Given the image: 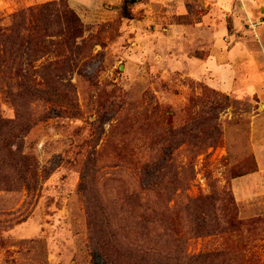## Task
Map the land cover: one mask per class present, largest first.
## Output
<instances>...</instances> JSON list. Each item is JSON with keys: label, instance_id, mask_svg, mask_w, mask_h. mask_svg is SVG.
I'll return each mask as SVG.
<instances>
[{"label": "rangeland", "instance_id": "374dc122", "mask_svg": "<svg viewBox=\"0 0 264 264\" xmlns=\"http://www.w3.org/2000/svg\"><path fill=\"white\" fill-rule=\"evenodd\" d=\"M51 1L0 0V27ZM65 1L86 27L60 69L74 107L33 95L26 131L0 130V264H106L92 216L179 264H264V0H138L131 21Z\"/></svg>", "mask_w": 264, "mask_h": 264}, {"label": "trees", "instance_id": "16d2710c", "mask_svg": "<svg viewBox=\"0 0 264 264\" xmlns=\"http://www.w3.org/2000/svg\"><path fill=\"white\" fill-rule=\"evenodd\" d=\"M137 2L123 1L122 19L131 21L136 18L133 9ZM85 30L81 18L65 0L20 10L12 16L9 26L0 27V84L5 87L7 98L16 109V120L0 117V130L11 126L20 132L26 131L28 125L24 126L21 122L17 124L15 121L29 116L28 100L33 95L53 94L57 100L74 107L70 96L59 91L61 75L64 74L60 69L71 60L70 56L65 55L64 49L71 54ZM42 60L41 65H36ZM165 155L170 158L172 153ZM168 162L169 159H166ZM30 174L28 188L32 192L36 180L34 168ZM244 175L246 173L242 169H236L232 177ZM91 219L97 228L93 237L100 242L96 256L107 258L106 264H179L176 252L169 253L166 246L160 245L158 241L153 242L146 226L145 243H140L132 231L129 232L130 229H125L123 244L118 230L112 228L113 224H107L106 219L99 223L93 216ZM150 224H155V220H150ZM219 254L215 252L210 257L219 259Z\"/></svg>", "mask_w": 264, "mask_h": 264}, {"label": "built area", "instance_id": "2783aa9c", "mask_svg": "<svg viewBox=\"0 0 264 264\" xmlns=\"http://www.w3.org/2000/svg\"><path fill=\"white\" fill-rule=\"evenodd\" d=\"M251 25L253 26V23H251ZM251 27V26H250Z\"/></svg>", "mask_w": 264, "mask_h": 264}]
</instances>
